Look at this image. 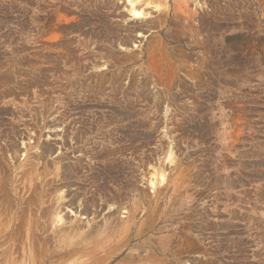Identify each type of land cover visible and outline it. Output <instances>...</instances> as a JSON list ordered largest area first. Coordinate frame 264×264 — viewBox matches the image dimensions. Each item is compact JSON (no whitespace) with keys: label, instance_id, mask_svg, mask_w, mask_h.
Segmentation results:
<instances>
[{"label":"rangeland","instance_id":"374dc122","mask_svg":"<svg viewBox=\"0 0 264 264\" xmlns=\"http://www.w3.org/2000/svg\"><path fill=\"white\" fill-rule=\"evenodd\" d=\"M24 162L62 196L36 264H264V0H0V182Z\"/></svg>","mask_w":264,"mask_h":264},{"label":"bare ground","instance_id":"6f19581e","mask_svg":"<svg viewBox=\"0 0 264 264\" xmlns=\"http://www.w3.org/2000/svg\"><path fill=\"white\" fill-rule=\"evenodd\" d=\"M134 3V1H131V4ZM131 8L135 16L143 15L142 10L137 9L134 5ZM28 165L29 163L24 162L16 168V172L19 171L22 175L15 172L14 176H10L7 179L4 178L0 182V240L3 236L6 238L5 240L10 239V241L4 242L6 247L3 249H6V254L8 255L5 257V261L0 264H36L35 258L38 257V254L41 255L43 248L46 246V239L43 237L44 232L47 230L46 227L41 230V239L37 238L39 224L43 218L46 219L48 217L47 212L43 213V211L47 209L52 213L53 216H50V218L53 224L57 219H61L59 216L56 218V215L58 211L57 205L62 196L56 195L47 201L45 191L47 185L42 183L39 188H37L38 185H33L34 175L30 171L32 167ZM80 166L79 162L74 163V184L81 187L83 185L82 179H80L82 184L78 181V175L81 176ZM97 171L99 180L104 179L105 181V178L111 175L110 170L103 166H100ZM79 198H83L84 207L82 211L87 214L93 206L92 200L90 198L79 197L78 194L74 193V204H76ZM8 233L11 235L9 236ZM85 233L87 231H84L79 224H74L72 230L64 231L60 235L55 230L52 234V240L54 235L53 242L55 246L69 249L72 245L68 241L70 240V236L71 238L74 236V251L78 249L77 247H80L90 254L92 238L85 236ZM37 250L38 254H36Z\"/></svg>","mask_w":264,"mask_h":264}]
</instances>
